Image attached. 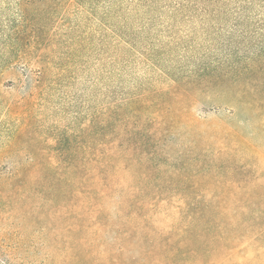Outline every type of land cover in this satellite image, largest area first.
<instances>
[{
  "label": "rangeland",
  "instance_id": "374dc122",
  "mask_svg": "<svg viewBox=\"0 0 264 264\" xmlns=\"http://www.w3.org/2000/svg\"><path fill=\"white\" fill-rule=\"evenodd\" d=\"M61 15L48 32L55 61L70 65L64 79L48 83L32 108L21 106L30 97L20 83L5 84L10 76L0 86V264H264L258 66L150 82L148 108L127 115L129 136L110 128L103 138L95 122L85 125L124 96L100 90L114 74L100 79L94 54L84 55L86 25ZM14 20L15 3L0 0V25ZM221 48L213 62L226 61ZM114 134L117 145L128 137L123 157ZM91 157L107 183L90 180Z\"/></svg>",
  "mask_w": 264,
  "mask_h": 264
},
{
  "label": "trees",
  "instance_id": "16d2710c",
  "mask_svg": "<svg viewBox=\"0 0 264 264\" xmlns=\"http://www.w3.org/2000/svg\"><path fill=\"white\" fill-rule=\"evenodd\" d=\"M1 1L15 3L17 20L4 27L0 25V86L6 80L4 76L11 77L5 84L20 83L30 97L28 101H21L23 107H34L29 101L46 93L48 83L63 80L70 67L68 63L55 61L57 53L48 32V22L53 21L58 12L62 13L63 21L71 17L79 18V25L84 22L85 57L90 51L94 54L100 79L101 75L114 74L111 83L100 90L124 96L113 98L116 99L114 104L99 108L95 118L85 125L86 129H91L95 122L103 138L110 128L123 129L129 136L127 115L130 111L143 114L148 108L150 97H144L143 93L152 86L143 87L150 82L245 74L252 66H258L257 72L264 75V0ZM223 46H227L221 48L226 61L213 62L211 50ZM242 48L248 51L240 56ZM176 60L190 67L173 65ZM123 78L131 81L132 89ZM12 105L15 101L6 106ZM115 110L117 112H113ZM112 113H116L115 117ZM143 121H137L138 128ZM115 140L114 134L113 145H117ZM127 143L128 137H124L117 145L119 150L114 146L113 152L119 157L125 156ZM88 149L90 147L85 148L90 153ZM108 151L106 148L104 152ZM89 163L90 180L107 183L109 177L102 176L96 159L91 157ZM89 163L85 160L81 166L87 167Z\"/></svg>",
  "mask_w": 264,
  "mask_h": 264
}]
</instances>
